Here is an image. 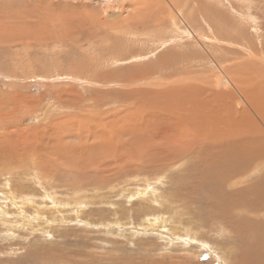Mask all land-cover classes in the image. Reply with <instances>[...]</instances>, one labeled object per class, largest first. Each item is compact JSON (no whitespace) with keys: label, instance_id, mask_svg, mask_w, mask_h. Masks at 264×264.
I'll return each instance as SVG.
<instances>
[{"label":"rangeland","instance_id":"rangeland-1","mask_svg":"<svg viewBox=\"0 0 264 264\" xmlns=\"http://www.w3.org/2000/svg\"><path fill=\"white\" fill-rule=\"evenodd\" d=\"M205 1L263 59L197 2L0 0V264H264V9ZM232 142L259 156L224 177Z\"/></svg>","mask_w":264,"mask_h":264},{"label":"bare ground","instance_id":"bare-ground-1","mask_svg":"<svg viewBox=\"0 0 264 264\" xmlns=\"http://www.w3.org/2000/svg\"><path fill=\"white\" fill-rule=\"evenodd\" d=\"M167 3H168V10H169V12H170V15H172V11H171V9L172 8H174V7H176L175 6V2H177V0H165ZM188 1H190V2H197V7H196V9L198 10V11H200V12H196V14L197 15H209V14H211L210 12H208L209 11V7H208V5H207V3H206V1L204 2V3H199L198 2V0L196 1V0H187V2ZM220 1V0H219ZM246 2H250L249 4H251V3H253V4H260V5H262L263 6V8L262 9H264V0H245ZM232 2V1H231ZM236 2V1H235ZM234 2V3H235ZM189 3V2H188ZM224 3V2H223ZM202 4V5H201ZM217 4V3H216ZM252 4V5H253ZM231 5V4H230ZM231 6H233V5H231ZM238 5H236V7H237ZM244 7V6H243ZM253 7V6H252ZM194 8V7H193ZM238 8V7H237ZM245 8V7H244ZM244 8H242L241 7V10L243 9L244 11H245V13H242L243 14V16H244V18L246 19V21H248V22H250V21H252L251 20V18H254V17H252L251 16V11H253V9L250 11L248 8H247V11L244 9ZM257 8V7H256ZM186 9V8H185ZM188 9V8H187ZM234 9V8H233ZM211 10V9H210ZM240 11V9L238 8V9H236L235 11ZM188 12V11H187ZM223 12V11H222ZM256 12V11H255ZM255 12H252L253 14L255 13ZM224 14V13H223ZM220 11L219 12H217L216 11V14L214 15V16H207V17H209V19H213L214 21H212V20H209V21H212V22H210L211 24H213L214 26H216L217 25V27L218 28H216L215 30H216V32L218 33V34H220V36H218L220 39H222L225 43L227 42V43H229V44H233V45H239L240 47H242L243 45H245V47L244 48H246V51L245 50H243L242 48V52H245L244 54H247V55H244V56H246L247 57V60H249V59H255V60H258V59H260L259 58V56H257L255 53H253L252 51H253V48H252V42H251V39H250V37H249V35H247L246 33H248L247 32V29H246V25H245V28H243L242 26H240V27H236L235 26V24H234V22L235 21H232L231 19H230V17H228V16H224ZM236 14H238V13H236ZM256 14V13H255ZM226 15V14H225ZM241 16V15H240ZM255 16V15H254ZM187 17V16H186ZM233 17H235V16H233ZM242 17V16H241ZM181 18H182V16H181ZM184 18V17H183ZM232 18V17H231ZM257 18H258V20L256 19V17L254 18V19H256L257 20V22H258V24H257V27L258 28H256V29H258V30H264V25L262 24V20H261V18H259L258 16H257ZM187 19V18H186ZM175 20V18L174 17H172V21H171V23H172V25L175 27L176 26V24H175V22H176V20ZM183 22H184V24H186V26L188 27L189 25H187V23H186V21L184 20V19H181ZM223 24H225V25H223ZM246 24H248V23H246ZM251 24V23H250ZM250 24H248V25H250ZM252 25H254V24H252ZM235 26V27H234ZM249 28L250 29H252V27H251V25L249 26ZM220 29H222V31L220 30ZM254 29V28H253ZM190 30V33L191 34H193V32H192V29L190 28L189 29ZM201 31V30H200ZM259 32V31H258ZM196 33V32H195ZM256 33H257V31H256ZM263 33V32H262ZM249 34V33H248ZM173 35V34H172ZM194 35V34H193ZM197 35V34H196ZM196 35H194V37L196 36ZM252 35V34H251ZM199 37H195V39H198ZM173 39V38H172ZM253 39V38H252ZM200 40V38L198 39V41ZM260 40V39H259ZM258 40V41H259ZM257 41V42H258ZM164 42H166V41H164ZM164 42H163V44H164ZM255 43V42H254ZM259 43H260V41H259ZM159 44H161V45H163L162 44V42H159ZM166 44V43H165ZM257 44V43H256ZM255 45V44H254ZM258 45V44H257ZM256 45V46H257ZM238 46V47H239ZM260 49V48H259ZM264 51V50H263ZM255 52V51H254ZM261 53H262V50H261ZM190 55H189V52H187V53H183V55H181V57H189ZM136 56H133V57H131V58H135ZM263 57V56H262ZM241 58V57H240ZM246 59V58H245ZM261 59H263V58H261ZM251 64V63H250ZM263 65V64H262ZM252 66V65H251ZM246 67V66H245ZM220 68H222V67H220ZM221 71H224L223 70V68L222 69H220ZM220 80V81H219ZM218 80V84H220V82L222 83V80L221 79H219ZM248 105V104H247ZM238 132L240 131L239 129L237 130ZM115 132V131H114ZM238 134V133H237ZM215 135H217V134H214L213 136H215ZM236 135V134H235ZM105 136V135H104ZM223 136H227V133L226 134H222L221 136H219V137H216V138H214L213 139V137H210V140H216V141H219V138H222ZM232 136V135H231ZM94 138V137H93ZM232 138V137H231ZM235 139V138H234ZM212 140V141H213ZM227 141V140H226ZM225 141V142H226ZM229 142H231V141H229ZM236 142V141H235ZM228 143V142H227ZM13 144V143H12ZM211 144H213V143H211ZM123 145V144H122ZM1 148V147H0ZM100 148V147H99ZM98 148V149H99ZM242 148H247V153L246 154H244V155H242L241 154V149ZM8 149V148H7ZM102 150V149H101ZM69 151V150H68ZM221 151H226L227 152V154H226V156L228 155V158L227 159H225V158H223V157H218V153H220V154H223V153H221ZM215 152H217V153H215V155H217V157H210L209 159H208V161H209V165H216L217 167L219 166V165H222L225 169H226V171L224 172L225 174H224V177L226 176V175H228L229 177L230 176H234V175H236V171L237 170H239V167H238V165H237V161H238V159H240V158H242L241 160H242V162H243V164L244 163H246V162H251V161H253L254 159H256L258 156H259V153L257 152L256 153V146H248V147H245V146H241V145H239V144H235L234 142H232V143H230V144H227V147L224 149V150H221V149H218V150H216ZM67 154V153H66ZM214 155V156H215ZM37 155H35V157H36ZM65 156V155H64ZM66 157H68V156H66ZM35 159V158H34ZM63 159V158H62ZM77 159V158H76ZM4 160V159H3ZM40 160L41 159H39V160H31V165L32 166H34V167H36V168H34L35 170H37V171H40V172H45V171H47V168L49 167H51V168H53V167H55V164L56 163H46V166H44L41 162H40ZM66 160V159H65ZM22 161V160H21ZM20 160H17V159H15V158H13V162L14 163H16L17 164V168H23L24 167V165H23V163L21 162ZM28 161V160H27ZM74 162V161H73ZM73 162H71V161H69V165H68V167L67 168H71V169H69V171H71L72 172V170L73 169H78V171H80V170H82L81 168V166H78V164H75V163H73ZM241 162V163H242ZM7 162H5V163H1V161H0V167L1 168H3V167H5ZM66 163H68V161L66 162ZM44 164H45V162H44ZM64 164V163H63ZM54 165V166H53ZM64 165H66V164H64ZM240 166H241V164H240ZM57 167V166H56ZM258 167V166H257ZM260 167V166H259ZM258 167V168H259ZM84 168V167H83ZM219 168V167H218ZM33 170V169H32ZM35 170H33V171H35ZM35 172L36 173V175H37V173L38 172ZM81 172V171H80ZM209 172H211V169L209 168ZM40 174V173H39ZM43 173H41V175H42ZM72 174V173H71ZM213 174H214V170H213ZM74 176H75V174H74ZM72 177V176H71ZM218 177H220V176H218ZM235 177V176H234ZM240 179V178H239ZM6 187H8V186H6ZM5 187V188H6ZM11 192V191H10ZM12 193V192H11ZM144 193H146V192H144ZM14 193H12L11 195H13ZM19 194V193H18ZM141 194V193H140ZM139 194V195H140ZM143 194V193H142ZM3 196V195H2ZM10 198V197H9ZM22 198V197H21ZM136 198V197H135ZM12 199V198H11ZM28 199H30V198H28ZM17 201V200H16ZM24 201V200H23ZM263 201V200H262ZM11 202V201H10ZM13 203L12 204H14V206L13 207H15V206H18L16 203H15V201H14V199H13V201H12ZM248 202H250V201H248ZM28 203V202H27ZM157 203V202H156ZM256 203V202H255ZM7 204V203H6ZM19 204V203H18ZM242 204H243V202H242ZM19 207V206H18ZM219 208V207H218ZM221 209H223L222 211H223V215H222V217L225 219V220H231V218H229V213L231 212H229V211H227L226 210V208L225 207H223V208H219V210H221ZM246 209V208H245ZM255 209V208H254ZM19 210H20V208H19ZM155 210V209H154ZM22 211V210H21ZM217 211H218V209H217ZM24 214V213H23ZM221 215V214H220ZM233 215V214H232ZM158 218V217H157ZM160 220V221H159ZM159 220H156V224H158L159 222H162V220L161 219H159ZM163 220H164V218H163ZM224 221V220H223ZM165 222V221H164ZM232 222V221H231ZM239 222V221H238ZM238 222H236V227L238 226L239 227V232L240 231H242L247 237H249V235H247L246 233H245V231L249 234L250 233V235L252 234V229H251V231H250V229L249 230H247V228L246 227H244V225H246V223L244 224H242L241 226H240V224L238 223ZM254 222V221H253ZM235 223V222H234ZM161 224V223H160ZM249 225H251V224H249ZM150 226V225H149ZM247 226V225H246ZM165 227V226H164ZM248 227V226H247ZM152 228V227H151ZM160 228V227H159ZM252 228V227H251ZM254 228V227H253ZM240 229H242V230H240ZM144 230V229H143ZM159 230V229H158ZM162 230V229H161ZM245 230V231H244ZM262 230V229H261ZM144 231H146V230H144ZM163 231V230H162ZM165 231V230H164ZM142 232V231H141ZM157 232V231H156ZM237 232V231H236ZM139 233V232H138ZM150 233V232H149ZM153 233V232H152ZM231 233H232V231H231ZM166 235H168V234H166ZM64 237V236H63ZM163 237V236H162ZM170 237V236H169ZM252 238V237H251ZM262 238V237H261ZM64 239V238H63ZM255 239V238H254ZM264 239V238H263ZM262 239V240H263ZM170 240V239H169ZM180 240V239H179ZM257 240V239H256ZM173 242V241H172ZM178 242H181V241H178ZM187 243V242H186ZM263 246L264 245H262V244H258V245H255V246H248V249H246V251H248V253H249V251H250V253H252L253 255H256L255 254V252H257V254H258V256L259 255H261L262 256V254L264 253V252H261V251H263ZM242 247V246H241ZM246 248V247H245ZM247 252H245V254H246ZM33 254V253H32ZM38 254V253H37ZM37 254L35 253V256H37ZM41 255H43V254H41ZM248 255V254H247ZM34 257V256H33ZM263 257V256H262ZM258 258H260V259H262L261 257H258ZM61 259V258H60ZM256 259V258H255ZM262 260H264V259H262ZM237 261V260H236ZM240 261V260H239ZM15 262V261H14ZM254 262V260L253 259H250V262H249V264H252ZM264 262V261H263ZM156 263V262H155ZM14 264V263H13ZM115 264V263H114ZM124 264V263H123ZM134 264V263H133ZM246 264V263H245ZM261 264V263H260Z\"/></svg>","mask_w":264,"mask_h":264}]
</instances>
